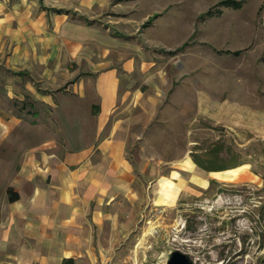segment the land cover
I'll use <instances>...</instances> for the list:
<instances>
[{
  "label": "crops",
  "instance_id": "1",
  "mask_svg": "<svg viewBox=\"0 0 264 264\" xmlns=\"http://www.w3.org/2000/svg\"><path fill=\"white\" fill-rule=\"evenodd\" d=\"M113 1L0 0V264H111L138 222L127 148L132 127L166 100V78L144 59L128 14L101 16L117 13ZM181 73L197 115L232 124L230 110L242 113L241 102L215 99V81L204 89ZM133 105L143 113L130 115ZM26 128L36 136L23 139ZM219 172L186 158L156 180L153 204L174 206L188 190L226 183Z\"/></svg>",
  "mask_w": 264,
  "mask_h": 264
},
{
  "label": "rangeland",
  "instance_id": "2",
  "mask_svg": "<svg viewBox=\"0 0 264 264\" xmlns=\"http://www.w3.org/2000/svg\"><path fill=\"white\" fill-rule=\"evenodd\" d=\"M113 3L117 13L101 16L133 19L144 59L165 72L166 100L152 120L132 127L127 154L137 169L142 203L135 228L111 264H166L174 251L193 264H264V0ZM181 72L204 89L215 81V99L241 102L242 113L237 104L230 110L232 124L197 115L191 86L181 88ZM223 81L229 83L225 90ZM142 83L136 75L135 86ZM128 113L137 116L143 109L133 105ZM41 120L39 131L46 126ZM36 134L26 128L23 139ZM191 156L214 169H237L236 176L218 178L226 183L214 180L209 190H188L174 206L154 205L156 180Z\"/></svg>",
  "mask_w": 264,
  "mask_h": 264
},
{
  "label": "water",
  "instance_id": "3",
  "mask_svg": "<svg viewBox=\"0 0 264 264\" xmlns=\"http://www.w3.org/2000/svg\"><path fill=\"white\" fill-rule=\"evenodd\" d=\"M166 264H193V262L186 254L174 251Z\"/></svg>",
  "mask_w": 264,
  "mask_h": 264
},
{
  "label": "trees",
  "instance_id": "4",
  "mask_svg": "<svg viewBox=\"0 0 264 264\" xmlns=\"http://www.w3.org/2000/svg\"><path fill=\"white\" fill-rule=\"evenodd\" d=\"M156 16V15H155ZM195 162L203 169L207 170V171H223L226 170L225 168L222 169H214L213 166H211V164L205 165L203 163H201L198 158L194 157ZM9 194H10V200L11 201H15L16 199H18L19 195L15 192H13V190H9Z\"/></svg>",
  "mask_w": 264,
  "mask_h": 264
},
{
  "label": "bare ground",
  "instance_id": "5",
  "mask_svg": "<svg viewBox=\"0 0 264 264\" xmlns=\"http://www.w3.org/2000/svg\"><path fill=\"white\" fill-rule=\"evenodd\" d=\"M236 173H237V169H233V170H229L225 172H219V173H216L215 175L217 176V178L221 180L232 181L234 180Z\"/></svg>",
  "mask_w": 264,
  "mask_h": 264
}]
</instances>
